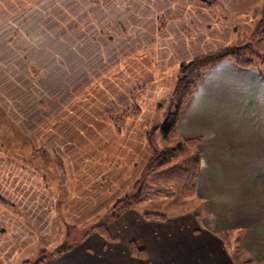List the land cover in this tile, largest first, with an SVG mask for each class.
Instances as JSON below:
<instances>
[{
	"label": "rangeland",
	"instance_id": "obj_1",
	"mask_svg": "<svg viewBox=\"0 0 264 264\" xmlns=\"http://www.w3.org/2000/svg\"><path fill=\"white\" fill-rule=\"evenodd\" d=\"M30 1L31 6L27 7L21 5L22 1L15 0L12 4L14 12L11 11L12 6L9 4L8 7L2 6L0 9L15 14L14 20L26 32L22 38L8 40V45L14 46V57L20 62L23 59L26 65L33 66H29L28 71L16 68L12 70L8 64L4 65L5 58L0 55V80L39 84L40 92L37 90L38 86L34 85L31 89L35 90L36 94H41L43 111L39 121L41 128L45 127L46 131H53L58 126L57 121L52 118L54 115L52 109L48 107L62 106L66 117L70 113L73 114L72 109H69L70 104L72 105L70 100L76 98L77 108L73 109L76 112L74 115L77 116V126L95 128L93 133L84 136L86 140L81 141L79 147L85 146L90 151L94 157L92 166L95 165L99 172L107 171L101 164L103 155L106 154L105 149L112 145L108 142L114 136L110 132L112 128H121L122 131L130 128L131 132H136V136L128 142L124 153L126 167L115 168L117 171L115 178L122 183L125 181L126 187L113 193L106 204L97 205L98 208L90 212L93 214L80 217L75 222L68 218L69 224L56 223L51 235L41 234L39 241L30 248V252L26 251L21 259L12 263L11 259L9 261L0 259V264H36L39 261L43 264L44 261L61 258L69 251L77 252L79 249L80 252L82 247L89 248L93 256L106 260L108 258L109 264H131L125 262L122 255L124 252L122 246L126 248V245L127 254L129 253L133 259H140V264H167L169 261L170 264H194L190 263L191 260L199 259L206 260L205 264L209 262L214 264L224 253L229 255L233 264H247L248 253L242 242L244 230L226 229L216 234L213 232L219 239L214 246L205 243L203 245L197 239L198 234L195 232L197 214L201 209L207 210L208 207L195 192L199 139L183 138L177 131V122L183 110L190 104L200 79L213 67L228 61L239 69L256 70L258 73L264 70L241 67L227 58L205 69L195 80L190 93L188 90L182 91L187 94L186 96L182 95L177 83L183 78L179 73L183 64L223 49L237 51L245 58H249L253 64L261 66L264 60V0H197L207 5L206 8L198 4L201 12L205 11L208 18H212L214 14L213 10L209 9L219 2L232 7L233 12L230 13L232 16L223 15V20L230 21L231 18L236 20L235 34L239 36L246 34L247 37L241 40L242 43L231 39L215 49L200 50L190 54L186 60L172 63L168 70L171 78L168 79L169 82H144L150 75V69L147 68L154 67L155 73L156 71L158 74L164 73L157 68V64L159 65L157 54H152V48L156 50L158 45L155 37L156 35L163 37V30L167 28L179 52L185 49L186 43L200 41L201 38H185L184 32L178 33V30L176 32L173 28L174 25L180 24L179 28L190 31L193 29L191 27L193 23L198 24L194 19L197 10L195 11L193 0ZM245 8H247L245 13H235ZM193 10L194 15L191 13ZM4 11L0 13L6 14ZM226 12L228 13V10ZM32 15L39 17L41 23L33 20ZM201 18L208 21L206 23L212 27V29L208 27L209 34H212L216 26L214 18L212 20L204 16ZM193 27L196 29L195 25ZM16 51L19 53L16 54ZM33 51L39 53L33 56ZM137 54L151 57L154 61L153 67L147 61L144 62V59L140 60ZM6 68L11 71L8 70L4 75ZM137 74L141 75L143 82H140ZM194 78L195 74L186 81L187 89ZM90 98H93V101ZM58 100L64 102L58 103ZM24 105L26 107V104ZM24 112L23 110V114ZM21 114L18 116L23 118L24 115ZM65 117H62L61 121L70 123V119ZM167 121H174L175 125L170 133L165 134L164 125ZM45 130L43 129L42 133L45 134ZM52 137L41 135V142ZM169 152L177 153L174 163L197 154L196 168L193 169L195 173L193 192L153 182V177L171 165H167L171 159ZM58 155L50 147L46 150L41 147V150H33L31 158L41 159L42 167L49 173L51 179L55 180L54 184L61 185L64 191L59 186L60 194L62 193L60 201L62 199L69 201L71 197L73 203H79L83 187L75 189L70 181L80 179V176L69 167L70 160ZM132 195H137L135 201L128 198ZM0 199L6 202L3 203L5 207L13 209V204L1 197ZM117 202L121 203L117 205ZM132 209L139 213V219L143 221L141 232L136 233L139 246L134 242V238H131L128 244H124V237L119 238L118 231L113 234L107 231L110 223L119 221L122 214L126 215ZM135 217L131 216L132 219ZM30 221L34 223L31 218ZM177 226L183 227V230L189 228L188 238H182L183 235H187V231L182 232ZM134 227L137 229L136 225ZM90 235L92 239L88 240ZM103 242H109L108 249L107 245L101 248Z\"/></svg>",
	"mask_w": 264,
	"mask_h": 264
},
{
	"label": "crops",
	"instance_id": "obj_2",
	"mask_svg": "<svg viewBox=\"0 0 264 264\" xmlns=\"http://www.w3.org/2000/svg\"><path fill=\"white\" fill-rule=\"evenodd\" d=\"M21 1L17 0L21 5L31 6L30 0ZM193 1L195 11L197 10V18L194 19L198 24L192 25H195L196 29L191 26L193 29L185 31L179 28L180 24L174 25L173 28L176 32L178 30V33L184 32L185 38L201 40L193 44L186 43L185 49L179 52L175 48L170 32L165 28L163 37L156 35L158 45L156 50L152 48L153 52L151 51L152 54H157L159 59L157 68L164 73L158 74V71L155 73L151 57L137 54L140 60L144 59V62L147 61L153 67L147 68L150 69V75L148 74L144 82H169L168 79L171 78L168 70L172 63L186 60L190 54L200 50L215 49L231 39L237 43H242L241 40L246 39V34L243 36L235 34L236 20L233 18L230 21L223 20V15H231L232 7L224 2H219L212 8L208 7L209 10H213L212 18L216 23L212 34H209L208 27L211 29L212 27L206 23L208 22L206 19L201 18L203 16L208 18L207 14L205 11L201 12L198 6L203 4L197 0ZM14 2L15 0H0V8L8 7L7 4L12 6ZM203 6L207 8V5ZM247 8L235 13L243 14ZM4 10L0 9V12L6 13H0V55L5 58L4 65L8 64L10 69L28 71L29 66L33 65H26L23 59L21 62L18 61L14 57V46L8 45L9 39L25 36V29L19 27L18 22L14 20L15 14H9L6 9ZM195 11L191 13L194 15ZM34 19L41 23L39 17H33ZM204 38L210 40L205 41ZM18 53L19 51H16V54ZM38 53L39 51H33L32 55ZM10 69H4V75ZM140 76L137 74L140 82H143ZM34 85L38 86L37 90L40 92L41 87L36 82L0 80V197L13 204V209L0 204V259L6 261L11 259V263L21 259L26 251L30 252V248L39 241L41 234L51 235L56 223L69 224L68 218L75 222L80 217L93 214L90 212L95 211L97 205L106 204L113 193L126 187L125 181L122 183L115 178L117 175L115 168L126 167L124 153L128 142L136 136V132H131L130 128L123 131L121 128H112L110 132L114 136L108 141L109 145H112L105 149L106 154L103 155L101 164L107 171L99 172L95 165L92 166L94 157L90 151L84 145V148L79 147L81 141L86 140L84 136L93 133L95 128L77 126V116L74 115L76 112L73 109L77 108L76 98L70 100L72 105L70 104L69 109H72L73 114L66 116L70 119L68 124L61 121L66 115V112L62 111V106L48 107L52 109L54 114L52 118L57 121L58 126L53 131H46L45 127L41 128L39 121L43 111L41 94L38 95L31 89ZM191 99L177 122V131L185 139L195 137L199 139L195 192L208 207L207 210L201 209L197 214L195 231L198 234L197 239L203 245L214 246L219 241L215 236L216 232L220 233L226 229L244 230L242 242L248 253L247 264H264V72L239 69L228 61L222 62L202 76ZM90 100L93 101V98ZM61 102L64 101L58 100V103ZM19 113L24 115L23 118L18 116ZM43 129L45 134L42 133ZM41 135L53 137L45 138L41 142ZM75 142L80 144L76 145ZM41 147L45 150L50 147L53 152L59 154V157L70 160L69 167L80 176V179L70 181L72 187L75 189L83 187L79 203H73L71 197L69 201L63 199L60 201L61 185L54 184L55 180H52L42 167L41 159L31 158L33 150H41ZM131 216L138 218L132 219ZM141 221L139 213L132 209L126 215L122 214L119 221L110 223L107 231L109 234L118 231L119 238L124 237V244H128L131 238H134V242L139 246L136 233L141 232L143 222ZM177 228L182 232L187 231V235H183L182 238H188L189 228L184 230L181 226ZM90 239L92 235L89 236L88 240ZM104 245H107L108 249L109 242H103L101 248ZM126 248L122 246L124 261L140 264V259H133L129 253L127 254ZM80 250L69 251L63 257L44 261L43 264L110 263L108 258L106 260L93 256L89 248L82 247ZM191 261L190 263L194 264L206 262L203 259ZM214 264H233V261L224 253Z\"/></svg>",
	"mask_w": 264,
	"mask_h": 264
},
{
	"label": "trees",
	"instance_id": "obj_3",
	"mask_svg": "<svg viewBox=\"0 0 264 264\" xmlns=\"http://www.w3.org/2000/svg\"><path fill=\"white\" fill-rule=\"evenodd\" d=\"M205 1V0H204ZM248 49V48H246ZM232 59V61L241 66V67H254L257 68L258 70H264V60L261 62V66H257L256 64H253L249 58H245L242 56V54H239L237 51H228L227 49L219 50L217 52H214L212 54L206 55L202 58L195 59L186 65L183 64L180 69L179 73L183 75V78H180L179 82L177 83L180 88H181V93L182 95H187L186 93H183L184 90H192L193 85L195 83V80L202 74L204 73L205 69L210 67L211 65L223 60V59ZM195 74V78L193 82L191 83L190 87H188V82H186L190 77H192ZM177 85V87H178ZM183 91V92H182ZM187 92V93H188ZM191 92V91H190ZM189 92V93H190ZM180 93V95H181ZM184 96V97H185ZM175 119V118H174ZM175 121V120H174ZM174 121L172 122H166L165 127H164V133H170L171 130L174 128ZM150 146V144H149ZM151 147V146H150ZM152 148V147H151ZM169 155L171 154V159L168 161V164H171L168 168H165L164 170H161L159 174H157L156 177H153V182L157 183H164L165 187L166 186H175L177 188L182 189L183 191H189L193 192V183H194V177L195 173L194 170L196 168V162H197V154L194 156H191L185 160H178L177 163H174L176 158H177V153H168ZM168 156V155H166ZM192 171V172H191ZM159 187V186H158ZM137 196V195H136ZM136 196H128L129 199H134ZM127 197L124 198L123 200L126 201ZM122 200V201H123ZM123 201V202H124ZM0 202L6 203L4 200L0 199ZM121 202H117V205H119ZM5 205V204H4ZM226 238L224 234V239ZM226 240V239H225ZM42 264V262H37L36 264Z\"/></svg>",
	"mask_w": 264,
	"mask_h": 264
}]
</instances>
